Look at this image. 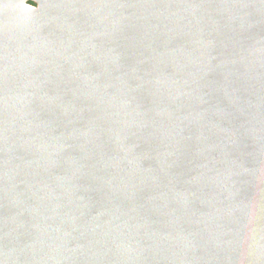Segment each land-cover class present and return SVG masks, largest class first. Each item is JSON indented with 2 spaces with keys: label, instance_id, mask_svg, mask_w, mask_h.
I'll list each match as a JSON object with an SVG mask.
<instances>
[{
  "label": "water",
  "instance_id": "95a60500",
  "mask_svg": "<svg viewBox=\"0 0 264 264\" xmlns=\"http://www.w3.org/2000/svg\"><path fill=\"white\" fill-rule=\"evenodd\" d=\"M0 0V264H264V0Z\"/></svg>",
  "mask_w": 264,
  "mask_h": 264
},
{
  "label": "rangeland",
  "instance_id": "374dc122",
  "mask_svg": "<svg viewBox=\"0 0 264 264\" xmlns=\"http://www.w3.org/2000/svg\"><path fill=\"white\" fill-rule=\"evenodd\" d=\"M26 4L27 6L34 8L35 12L38 13L39 15H43L46 12L45 9L38 2L34 0H27Z\"/></svg>",
  "mask_w": 264,
  "mask_h": 264
}]
</instances>
